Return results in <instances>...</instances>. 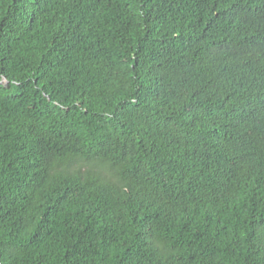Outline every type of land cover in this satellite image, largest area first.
<instances>
[{
	"label": "trees",
	"instance_id": "obj_1",
	"mask_svg": "<svg viewBox=\"0 0 264 264\" xmlns=\"http://www.w3.org/2000/svg\"><path fill=\"white\" fill-rule=\"evenodd\" d=\"M0 264H264V0H0Z\"/></svg>",
	"mask_w": 264,
	"mask_h": 264
}]
</instances>
